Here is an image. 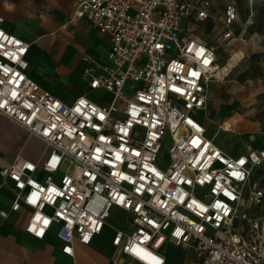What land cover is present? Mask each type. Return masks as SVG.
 I'll use <instances>...</instances> for the list:
<instances>
[{"label":"built area","instance_id":"2783aa9c","mask_svg":"<svg viewBox=\"0 0 264 264\" xmlns=\"http://www.w3.org/2000/svg\"><path fill=\"white\" fill-rule=\"evenodd\" d=\"M75 16L111 40L109 63L89 82L112 96L107 104L80 96L67 105L30 79V46L0 15V114L49 148L41 165L18 157L0 171L14 196L11 212L31 211L26 233L42 240L57 225L62 253L73 256L74 241L89 245L119 208L134 230H118L112 244L138 264H165V244L194 249L191 264H264V213L239 212L246 185L264 168V149L229 155L201 119L222 68L192 25L214 18L211 0H76ZM237 20L227 4L225 39ZM167 134L169 163L161 168ZM254 197L261 203L263 194Z\"/></svg>","mask_w":264,"mask_h":264},{"label":"crops","instance_id":"0c3cea01","mask_svg":"<svg viewBox=\"0 0 264 264\" xmlns=\"http://www.w3.org/2000/svg\"><path fill=\"white\" fill-rule=\"evenodd\" d=\"M65 1L72 7L75 16L76 0ZM5 2L8 13L0 14L4 18L3 28L30 46L26 71L30 79L67 105L73 104L80 96H85L100 105L111 101L110 94L103 90L92 91L89 87L91 76L97 74L98 67L109 63L108 55L112 45L109 37L102 35L87 19L75 16L90 25L86 34L90 42L89 53L72 44L56 45L55 36L58 28L52 20L41 14L49 9L48 7L46 10V6L43 5L44 0H36L33 13L28 11L29 0ZM52 3L56 4V0ZM99 41L108 43L103 62L94 55L92 45V42ZM90 58L94 64L93 70L89 69V64L85 61ZM86 74L88 77L85 78ZM216 83L218 82H212V85ZM209 92L210 90L208 101ZM202 116L205 118L204 114ZM48 153L49 148L42 140L30 135L25 129L0 114V171L10 166L18 157L41 165ZM13 197L9 186L3 184L0 177V211L9 214L6 219L0 218V264H138L123 255L121 249L112 244L118 230L126 234H131L134 230L130 223L131 216L125 211L113 208L119 212V224L110 227L106 222L102 232L95 236L89 245L74 241L73 256H67L62 253L63 245L58 239L57 225H53L42 240L26 233L25 228L31 211L22 206L18 212H11ZM162 254L165 264H191L197 259L194 249L184 250L172 244H165Z\"/></svg>","mask_w":264,"mask_h":264},{"label":"rangeland","instance_id":"374dc122","mask_svg":"<svg viewBox=\"0 0 264 264\" xmlns=\"http://www.w3.org/2000/svg\"><path fill=\"white\" fill-rule=\"evenodd\" d=\"M52 1L44 0L43 5L46 6V10L48 7L49 9L41 14L52 20L58 28L55 36L56 45L72 44L89 53L90 42L86 38L90 29L89 23L75 18L72 7L65 0H56V4ZM6 2L0 0L2 15L8 13ZM230 3L237 8L238 20L234 26L235 36L225 39L221 18L224 16L225 6ZM212 5L214 18L203 24L192 25V35L214 48L218 68H222L219 82L214 86L211 83L209 86L210 100L205 118L202 116L206 136L229 155L263 149L264 0H213ZM28 7V11L33 13L36 0H29ZM251 11L254 12L253 23H249ZM92 45L94 55L103 62L108 43L99 41L92 42ZM85 61L89 64V69L93 70L92 58ZM87 75L84 77H88ZM228 125H232V130L224 131ZM170 146L171 136L167 134L158 156V165L161 168H165L169 163ZM256 191L263 194L261 203H252ZM239 212L258 216L262 214L261 212L264 213V179L258 171L245 187ZM119 222V212L113 209L107 223L110 227H115ZM246 226L247 224L243 222L240 228L245 230Z\"/></svg>","mask_w":264,"mask_h":264},{"label":"trees","instance_id":"16d2710c","mask_svg":"<svg viewBox=\"0 0 264 264\" xmlns=\"http://www.w3.org/2000/svg\"><path fill=\"white\" fill-rule=\"evenodd\" d=\"M256 171H258V174H261L262 177H263V179H264V168H259V169H257ZM256 171H254V173H255ZM254 173H253V175H254ZM253 175H252V176H253ZM261 213L263 214V212H261ZM262 214H261V215H262ZM249 215H250L251 217H253V218H254V217H259L258 214L256 215V214H251V213H249ZM261 215H260V216H261Z\"/></svg>","mask_w":264,"mask_h":264},{"label":"bare ground","instance_id":"6f19581e","mask_svg":"<svg viewBox=\"0 0 264 264\" xmlns=\"http://www.w3.org/2000/svg\"><path fill=\"white\" fill-rule=\"evenodd\" d=\"M228 70V69H227ZM222 70L219 72V74H221ZM220 79V78H219ZM232 126V125H231ZM230 125H228L226 128H224V131H231L232 128H231Z\"/></svg>","mask_w":264,"mask_h":264}]
</instances>
